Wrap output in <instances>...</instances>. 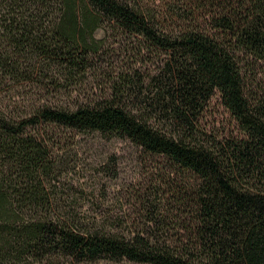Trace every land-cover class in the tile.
Segmentation results:
<instances>
[{
  "label": "trees",
  "instance_id": "1",
  "mask_svg": "<svg viewBox=\"0 0 264 264\" xmlns=\"http://www.w3.org/2000/svg\"><path fill=\"white\" fill-rule=\"evenodd\" d=\"M88 136L149 163L141 222L105 209L114 153L74 205ZM99 261L264 264V0H0V264Z\"/></svg>",
  "mask_w": 264,
  "mask_h": 264
},
{
  "label": "rangeland",
  "instance_id": "2",
  "mask_svg": "<svg viewBox=\"0 0 264 264\" xmlns=\"http://www.w3.org/2000/svg\"><path fill=\"white\" fill-rule=\"evenodd\" d=\"M97 37H103V32H97ZM110 41L111 40H109V43ZM112 41V44L118 43L117 38H112ZM105 50H107V57H109L111 61L114 62V68H116V73L114 75L118 74L120 71L122 72L127 70L129 67H132L133 59H131V57L134 54L133 51L130 52L126 49L121 50V48L116 44L111 47L109 46L105 48ZM94 81H92V85L95 84ZM96 81H99V77H97ZM100 85L101 88L105 91L106 89H108L106 81L104 82V84ZM90 88L91 86H88L87 90H89ZM98 89L99 88H97L96 93L94 94L100 93ZM206 122L209 127H212L215 131L218 132H227L228 129H230V127H232L233 125L230 117L226 114L215 97L212 99L210 108L207 112ZM88 144L91 146H89ZM90 147L91 151L88 150V148ZM75 150L78 151V159L80 160L78 162L79 164L76 174H70L67 178L63 179L65 182V186L69 187L67 189L68 193L77 196V200L74 202V205L83 210L88 207V203L80 199L82 197L85 198L86 193L88 192L91 185V177L96 176L95 171L98 168L97 164L100 162H105L106 157L114 153L119 157L115 167L116 170H110L107 175L99 174L101 182L106 183L109 189V193L106 196L107 203L105 204V209H107V211L110 213L108 214L110 217L121 214L122 217H124L121 220L128 222H132L135 220V222H141L142 219L140 220L138 218L140 212L137 207L136 209H134V202L132 201L133 198L130 197V195L132 194H129V192H127V189L128 191H131L136 189L137 186L141 189V187L144 186V183L148 182L144 173H147L146 171H148L149 173V170H144V168L146 167L145 169H147L148 167L149 169V163H147L146 165L140 163L136 158L134 149L129 144L118 140L106 141L100 138H93L92 136H88L86 137L85 141L81 142L80 145H77V149ZM70 160L72 161L71 158ZM66 161L67 163H69V159H66ZM90 264L133 263L126 261L119 263L99 261Z\"/></svg>",
  "mask_w": 264,
  "mask_h": 264
}]
</instances>
